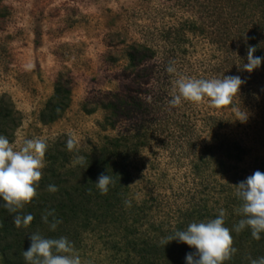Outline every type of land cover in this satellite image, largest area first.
<instances>
[{"label":"rangeland","instance_id":"obj_1","mask_svg":"<svg viewBox=\"0 0 264 264\" xmlns=\"http://www.w3.org/2000/svg\"><path fill=\"white\" fill-rule=\"evenodd\" d=\"M256 3L0 0V97L12 99L21 114L12 142L16 149L26 139L47 138L42 178L49 154L66 153L62 162L75 169L76 161L100 149L106 138L128 135L137 148L127 162L125 201L131 206L124 201L112 217L78 226L59 220L53 231L54 219L43 220L47 213L40 201L47 194L39 186L38 195L16 213L34 219L18 228L16 214L0 198V210H6L0 217L9 224V231L0 228V264H27L23 252L37 232L66 237L83 264H187L194 247L178 240L164 246L162 240L193 222L216 218L221 210L237 249L224 264H251L264 257L242 231H234L244 218L237 186L264 161V70L244 68L254 40L264 49ZM134 49L153 58L138 59L133 66L129 54ZM29 63L34 68L25 71ZM169 65L177 72L168 73ZM183 76H240L245 83L229 106L216 108L205 99L173 108L169 101ZM60 77L70 82L72 103L60 120L45 124L41 114ZM117 96L129 104L122 118L107 107ZM241 113L248 115L244 122ZM110 118L118 120L115 128L107 126ZM70 136L79 141L78 150H67ZM224 140L241 148L242 161L227 158L220 147Z\"/></svg>","mask_w":264,"mask_h":264},{"label":"clouds","instance_id":"obj_2","mask_svg":"<svg viewBox=\"0 0 264 264\" xmlns=\"http://www.w3.org/2000/svg\"><path fill=\"white\" fill-rule=\"evenodd\" d=\"M255 52V47L248 50V63L244 64L248 72L264 63V57H254ZM33 68L31 63L25 65V71H32ZM166 70L168 73L177 72L172 65ZM244 83L240 76H224L220 79L183 76L176 81L178 92L169 103L175 108L185 101L199 104L208 99L213 107L223 108L233 103V98ZM247 119V113L240 114V121ZM78 143L79 141L70 136L66 143L67 150H78ZM48 148L47 138L26 139L22 147L16 149L6 136L0 135V198L4 202L3 207L10 213H18L26 203L38 195L37 189L42 179V170L46 167L45 155ZM76 163L83 164L85 161L81 158ZM95 184L100 193L106 195L110 186H114V181L112 176L107 174L101 175ZM48 190L54 193L59 189L55 185H49ZM236 196L242 201L239 214L244 218L234 227V231L239 233L245 228H250L253 238L260 240L261 234L264 233V173L256 171L246 181L240 182ZM125 203L131 206V201ZM225 215L224 210H221L214 219L193 222L186 230L176 231L162 240V243L165 246L173 240H178L194 247L197 251L186 256L187 264H224L237 252L233 247V229L225 226ZM49 216L54 218L51 224L54 231L61 221L55 220L54 212H48L43 216L45 223L48 222ZM33 219L31 214H16L14 223L18 228H27ZM30 240V248L23 252L27 264H83L72 242L66 237L45 238L37 232L30 234ZM251 264H264V257L253 259Z\"/></svg>","mask_w":264,"mask_h":264},{"label":"trees","instance_id":"obj_3","mask_svg":"<svg viewBox=\"0 0 264 264\" xmlns=\"http://www.w3.org/2000/svg\"><path fill=\"white\" fill-rule=\"evenodd\" d=\"M250 1H257L255 8L260 14L261 29L264 30V0ZM252 43L253 47L256 48L253 55L264 57V49L259 45L258 40H254ZM146 51L149 52L150 50L147 48ZM147 52L143 53L138 49H134L129 54L132 65L136 66L138 59L141 62L152 59L153 54ZM259 68L264 70V63ZM123 97L117 96L116 101L107 106L119 118H122L127 112L126 110L129 109L128 101ZM71 103L72 89L70 82L64 77H60L56 82L55 94L49 99L42 111V122L51 124L60 120L70 108ZM108 121L110 122L107 126L112 128H115L118 122L117 119L113 118L108 119ZM20 123L21 114L16 110L12 99L6 96L0 97V135L6 136L12 143ZM220 147L227 153L228 159L242 161L240 147L232 148L226 140L222 142ZM136 152V144L133 143L130 136L124 135L116 138H106L105 144L100 149L85 153L82 156L85 163L78 165L75 169H67L66 163L62 162L66 153L49 154L46 175L39 182L40 189L43 190L44 194H47V197L42 198L41 201L39 200L42 203L40 207L45 213L54 212L57 220H64L67 222L66 224H74L75 226L90 225L96 219L114 216L126 200L130 181L127 162ZM258 171L264 173V161L259 165ZM107 174L112 176L114 186H110L109 192L102 195L95 183L98 182L101 175ZM49 185H55L59 190L54 193L50 192L48 190ZM36 202L38 203V201ZM0 212L4 213L6 210L2 207ZM52 218L51 220L54 219ZM0 228L9 231L8 221L4 217H0ZM261 235L260 240L254 239L250 228H245L241 234L242 238L251 243L254 250L256 249L255 251L259 249L256 252L259 255L264 254V233Z\"/></svg>","mask_w":264,"mask_h":264}]
</instances>
